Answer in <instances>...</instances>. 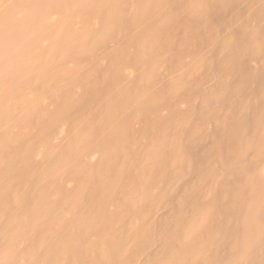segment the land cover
Here are the masks:
<instances>
[{
	"label": "bare ground",
	"instance_id": "6f19581e",
	"mask_svg": "<svg viewBox=\"0 0 264 264\" xmlns=\"http://www.w3.org/2000/svg\"><path fill=\"white\" fill-rule=\"evenodd\" d=\"M261 165L264 0H0V264H264Z\"/></svg>",
	"mask_w": 264,
	"mask_h": 264
},
{
	"label": "rangeland",
	"instance_id": "374dc122",
	"mask_svg": "<svg viewBox=\"0 0 264 264\" xmlns=\"http://www.w3.org/2000/svg\"><path fill=\"white\" fill-rule=\"evenodd\" d=\"M258 80L256 81V84H258ZM208 148H209V146H208ZM260 170H261V172H262V175L264 176V165H261V167H260Z\"/></svg>",
	"mask_w": 264,
	"mask_h": 264
}]
</instances>
